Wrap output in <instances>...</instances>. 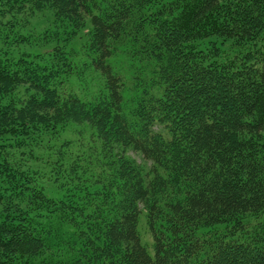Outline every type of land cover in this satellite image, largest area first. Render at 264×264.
Here are the masks:
<instances>
[{
    "label": "trees",
    "instance_id": "trees-1",
    "mask_svg": "<svg viewBox=\"0 0 264 264\" xmlns=\"http://www.w3.org/2000/svg\"><path fill=\"white\" fill-rule=\"evenodd\" d=\"M27 4L52 9L58 33L89 28L75 51L0 53V264H264V0H0V11ZM14 23L3 43L30 45ZM120 48L134 88L114 70ZM75 54L103 77L89 99L64 88ZM69 121L92 128L96 158L59 138ZM39 150L42 168L23 163Z\"/></svg>",
    "mask_w": 264,
    "mask_h": 264
},
{
    "label": "rangeland",
    "instance_id": "rangeland-1",
    "mask_svg": "<svg viewBox=\"0 0 264 264\" xmlns=\"http://www.w3.org/2000/svg\"><path fill=\"white\" fill-rule=\"evenodd\" d=\"M11 21L15 23L10 27V32L16 34L19 32H24L28 35V41L30 45L24 44V46L18 47H10L4 42L3 37L6 35L4 25L9 24ZM85 26L82 27V32H77L73 36H67L63 32L59 31V27H55L54 17H53V10L48 8L47 6H43V8L32 11L30 6L27 4L26 7L22 9H16L12 12L9 11H0V53H6L7 51L11 50L12 55L14 56L13 59H18L20 54L24 53L25 51L30 53V56L33 57L34 55L37 56L36 58L45 57L48 58L47 54L51 52H58L61 50L67 51H75L80 48V45L86 40L85 34L88 31V23H84ZM55 32V33H53ZM11 33V34H12ZM56 36L57 41L55 39H51L50 36ZM10 35L8 38H11ZM6 39V38H5ZM25 52V53H26ZM123 48L118 49L115 53L114 57V70L118 73L123 81L125 82L126 88H134L132 81V72L129 69L130 65L129 61V54H127ZM46 55V56H45ZM73 59H77V65L75 72L70 74L66 77L64 81V88L67 90H71L76 92L82 99H89L94 97L98 91H101L103 85V77L92 67L83 64L81 57L76 56ZM51 56V55H49ZM80 59V61H78ZM20 93L22 92V88H19ZM126 95L130 94L128 89L125 90ZM29 90L28 93L29 94ZM132 97V95H131ZM131 102V101H129ZM128 102V103H129ZM64 128L59 133V138L66 140L68 142V150H76L77 152H86V154L92 153L93 157H97L100 147L99 141L94 139L91 136L92 128L85 122L76 123L75 121H69L68 123L64 124ZM69 143H71L70 146ZM78 145V146H77ZM70 146V147H69ZM33 146H26L25 151L33 150ZM45 150H39V155H44L40 159L34 160L33 158L28 157V154L25 156L22 155V161L24 164L28 165L30 162L32 165L37 166L38 168H42V164L45 163ZM97 153V154H96ZM126 154L133 158L138 163H141L143 166L148 167V163L142 159V156L139 152H134L131 149H127ZM18 155V154H17ZM21 155V154H20ZM48 191L50 193H56V188L53 187V184H47ZM4 203L0 202V209H2V205ZM139 233L141 235V241L143 244L147 243V248L150 252H152V239L151 235L147 230V226L143 217V214L140 215L139 221Z\"/></svg>",
    "mask_w": 264,
    "mask_h": 264
}]
</instances>
